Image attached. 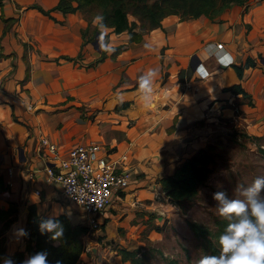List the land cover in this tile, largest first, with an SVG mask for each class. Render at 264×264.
Wrapping results in <instances>:
<instances>
[{
  "label": "crops",
  "instance_id": "obj_1",
  "mask_svg": "<svg viewBox=\"0 0 264 264\" xmlns=\"http://www.w3.org/2000/svg\"><path fill=\"white\" fill-rule=\"evenodd\" d=\"M59 1L2 0L0 5V175L7 185L0 189V206L10 200L19 204V216L6 231L8 253L25 245L12 227L25 228L30 203L48 216L66 212L73 218L75 205L60 184L45 181L43 136L62 150L96 140L127 152L133 180L119 199L133 188L137 199L154 204L160 178L211 141L221 116L239 108L246 120L264 116V54L258 48L264 46V0L232 2L215 18L169 13L138 40H131L128 30L105 25L107 45L123 48L116 54L111 48L95 63L101 45L85 41L86 12L64 11L56 7ZM38 3L52 8L53 16ZM247 56L254 63L240 78L234 65ZM150 71L146 93L140 77ZM238 81L254 104L242 92L223 91ZM120 101L129 104L117 108Z\"/></svg>",
  "mask_w": 264,
  "mask_h": 264
},
{
  "label": "rangeland",
  "instance_id": "obj_2",
  "mask_svg": "<svg viewBox=\"0 0 264 264\" xmlns=\"http://www.w3.org/2000/svg\"><path fill=\"white\" fill-rule=\"evenodd\" d=\"M96 12L93 8L87 13L95 18ZM130 16L135 18L133 14ZM91 28L93 30V23ZM243 99L247 101L248 98L243 96ZM262 110L264 114V106ZM245 115V110L239 108L235 114L221 116V126L211 135V141L202 146L210 170L199 183L198 192L185 200L186 211L162 188L154 204L147 198L137 199L131 192L134 189L130 188L124 199H116L107 217L97 213L103 225L98 229L89 228L85 233L86 250L77 264H133L131 259L122 258L121 247L137 248L142 264H168L169 257H176L180 264H196L202 255H210L203 237L195 234L186 217L215 230L219 201L213 198L214 194L222 191L229 199H244L239 186L247 187L257 177H264V152L261 150L264 147V116L251 121L246 120ZM140 175L143 174L138 173ZM260 195L264 196V188ZM72 203L76 206L70 210L72 221L88 225V212L74 201ZM16 230L14 225L12 233H17Z\"/></svg>",
  "mask_w": 264,
  "mask_h": 264
},
{
  "label": "trees",
  "instance_id": "obj_3",
  "mask_svg": "<svg viewBox=\"0 0 264 264\" xmlns=\"http://www.w3.org/2000/svg\"><path fill=\"white\" fill-rule=\"evenodd\" d=\"M247 0H60L56 7L64 11H75L83 9L89 19L86 27L83 28V36L86 40H95L101 36L99 25H95L91 32L94 17L88 15V11L95 8L97 16L103 17L100 23L112 26L113 30L120 32L128 30L131 40L140 39L144 31L162 25L163 18L169 13H179L181 17L198 16L202 13L208 14L211 18L217 17L223 10L230 6L232 2L244 3ZM2 0H0V5ZM36 6L43 12L53 16L52 8H45L41 4ZM133 14L135 18H131ZM139 25V29L136 26ZM104 43L108 42V33L104 30ZM27 45V43L25 42ZM112 53L116 54L123 48V44L110 46ZM107 50L101 48V53L92 63L105 58ZM24 57L27 62L26 78L31 74V64L28 58V51ZM253 57L247 56L241 64H235L238 75L241 78L246 66L253 64ZM242 92L250 104H254L252 94L243 86L241 81L223 87V91ZM128 101H120L117 108L127 106ZM264 152V147H261ZM210 170V165L205 159L204 148L201 147L197 152L184 159L172 173L163 175L160 178L162 189L173 200L178 202L186 211L184 202L192 198L197 192L199 183L203 181ZM4 176L0 175V189H5ZM18 201L10 200L9 206H0V264H4L3 258H10L13 264H21L30 255L39 251L48 252L49 264H77L81 254L86 250L84 235L90 226L84 223H75L66 212H60L53 216L40 213L37 203L29 204V210L24 230L29 234L24 236L25 245L12 253L7 252V233L11 224L18 218ZM59 219L64 226V235L58 240H51L50 233L41 234L39 222L48 218ZM188 224L195 234L202 236L205 245L210 249V255H219L220 246L218 237L223 234L230 221L226 218L217 216L215 230L203 224L197 219L186 217ZM119 252L124 260L131 259L133 264H142V255H138L137 248L130 249L121 247ZM168 264H180L176 257H169Z\"/></svg>",
  "mask_w": 264,
  "mask_h": 264
},
{
  "label": "built area",
  "instance_id": "obj_4",
  "mask_svg": "<svg viewBox=\"0 0 264 264\" xmlns=\"http://www.w3.org/2000/svg\"><path fill=\"white\" fill-rule=\"evenodd\" d=\"M216 46L222 47L223 41H217ZM41 148L46 150L45 181L60 184L64 195L88 212L90 229L102 227L97 213L107 217L133 180L129 154L113 146L104 148L96 140L62 150L47 135L41 138Z\"/></svg>",
  "mask_w": 264,
  "mask_h": 264
},
{
  "label": "clouds",
  "instance_id": "obj_5",
  "mask_svg": "<svg viewBox=\"0 0 264 264\" xmlns=\"http://www.w3.org/2000/svg\"><path fill=\"white\" fill-rule=\"evenodd\" d=\"M103 17L96 16L93 25H99L101 31L100 45L103 50L111 51L104 43L105 25L100 23ZM153 73L150 71L140 77V88L146 93L151 92L150 81ZM264 177H257L247 187L239 186L241 198L229 199L225 193L218 191L214 199L219 201L217 213L230 221L223 234L218 237L219 255H202L196 264H264ZM41 234L50 233L51 240H58L64 235V226L59 219L48 218L39 222ZM19 236H28L24 229L16 230ZM47 251H39L30 255L21 264H49ZM4 264H13L12 259L3 258ZM56 264H60L59 261Z\"/></svg>",
  "mask_w": 264,
  "mask_h": 264
},
{
  "label": "water",
  "instance_id": "obj_6",
  "mask_svg": "<svg viewBox=\"0 0 264 264\" xmlns=\"http://www.w3.org/2000/svg\"><path fill=\"white\" fill-rule=\"evenodd\" d=\"M94 43L97 45V47H99V46H100V39H98V37H97V38L94 40ZM258 48H260V49L262 50L263 54H264V46H259ZM244 58H245V56H244ZM262 60H264V55H263V57H262ZM224 92H227V94L231 93L230 90H228V91H224ZM19 154H20V157H21V158H24V157H25L23 147L20 148ZM170 198H171V197H170Z\"/></svg>",
  "mask_w": 264,
  "mask_h": 264
}]
</instances>
